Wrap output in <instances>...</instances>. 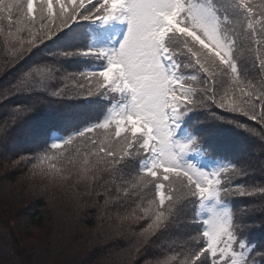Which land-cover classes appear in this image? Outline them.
Returning <instances> with one entry per match:
<instances>
[{"label": "snow or ice", "instance_id": "6c2138e0", "mask_svg": "<svg viewBox=\"0 0 264 264\" xmlns=\"http://www.w3.org/2000/svg\"><path fill=\"white\" fill-rule=\"evenodd\" d=\"M0 45L4 70L20 69L0 101L95 106L93 121L64 135L42 127L29 163L33 176L114 213L132 240L121 264L151 245L159 254L146 264H264L249 208L235 210L248 198L264 214V177L248 183L237 164L191 162L209 150L195 131L205 121L188 122L205 112L264 141V0H0ZM38 111L25 104L10 120Z\"/></svg>", "mask_w": 264, "mask_h": 264}, {"label": "trees", "instance_id": "16d2710c", "mask_svg": "<svg viewBox=\"0 0 264 264\" xmlns=\"http://www.w3.org/2000/svg\"><path fill=\"white\" fill-rule=\"evenodd\" d=\"M65 42L64 38L59 40L61 44ZM6 58L7 53L0 45V88L9 85L20 71L19 68L5 71ZM38 58L32 57L28 64ZM49 99L16 95L6 102L0 101V264H121L132 240L130 233L115 229L114 213L106 214L103 208L86 204L92 198L77 195L76 188L57 187L40 178L39 183L31 182L26 175L31 171L29 159L37 149L36 137L42 127H48L50 134L64 135V129L81 127L97 116L95 106L86 105L80 98L69 97L59 103H49ZM25 104L37 106L39 111L23 112L11 122L13 109ZM81 108H91L93 117L84 119L78 115ZM200 120L205 122L197 124L195 131L203 136L202 148L209 152L191 155L190 161L205 169L231 162L248 170V183H259L264 177V141L260 136L211 120L205 112L189 114L190 124ZM5 121H9L6 129ZM244 122L257 133L262 129L257 122ZM214 127L219 129L216 128L217 134L209 132ZM229 136L233 142L249 147L250 153L224 143L221 138ZM245 206L249 208L248 238L258 248H264V214L251 212L248 198L236 199L237 212ZM158 254L157 245L148 246L139 253L136 264H146Z\"/></svg>", "mask_w": 264, "mask_h": 264}, {"label": "rangeland", "instance_id": "374dc122", "mask_svg": "<svg viewBox=\"0 0 264 264\" xmlns=\"http://www.w3.org/2000/svg\"><path fill=\"white\" fill-rule=\"evenodd\" d=\"M123 31H124V26H120V25H118V28L116 29V34H118L119 36H122V34H123ZM78 115H80L81 117L83 116V118L84 119H88V118H92L93 116L92 115H94V114H92L91 113V108H88V109H85V108H81V110H80V112L78 111ZM221 123H223V122H221ZM225 124V123H224ZM228 128H229V125H226ZM250 128H252V126H249ZM216 128L217 127H214V128H212L211 129V131H209L210 133H214V134H217V130H216ZM218 129V128H217ZM219 130V129H218ZM248 133H250V132H248ZM223 135V134H222ZM222 137V136H221ZM223 141H224V143H226V144H229V145H232V147L235 149V150H246V151H244V152H249L250 150H249V147H247V146H245V147H243L240 143H239V141H232V136H229V139L227 138V137H223V138H221ZM226 139H228V140H230V141H225ZM240 142H242L243 144H244V142L243 141H241L240 140ZM242 148H244V149H242ZM250 153V152H249ZM246 155V154H245ZM248 155V154H247ZM27 177L29 178V181H31V182H35V183H39L40 181V179H39V177H36V176H33L32 175V172L31 171H29L27 174ZM245 219H247L248 221H250L247 217H245ZM115 229H118V226L116 225L115 226Z\"/></svg>", "mask_w": 264, "mask_h": 264}]
</instances>
